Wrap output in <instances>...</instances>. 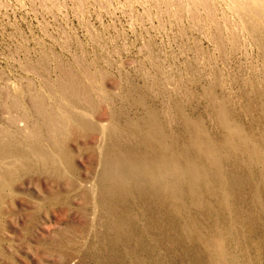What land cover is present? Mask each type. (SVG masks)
Here are the masks:
<instances>
[{
	"label": "rangeland",
	"instance_id": "rangeland-1",
	"mask_svg": "<svg viewBox=\"0 0 264 264\" xmlns=\"http://www.w3.org/2000/svg\"><path fill=\"white\" fill-rule=\"evenodd\" d=\"M0 264H264V0H0Z\"/></svg>",
	"mask_w": 264,
	"mask_h": 264
}]
</instances>
